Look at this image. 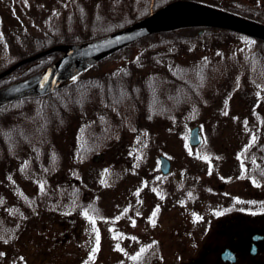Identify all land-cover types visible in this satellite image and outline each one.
Here are the masks:
<instances>
[{"label": "rangeland", "instance_id": "1", "mask_svg": "<svg viewBox=\"0 0 264 264\" xmlns=\"http://www.w3.org/2000/svg\"><path fill=\"white\" fill-rule=\"evenodd\" d=\"M75 1L84 2L89 8L97 6L98 16L113 8L117 13L123 10L119 0ZM197 1L224 9L229 6L241 8L248 4L253 5L251 0ZM74 9L69 0H0V51L6 53L4 47L6 45L8 47V43H14L10 46V54L27 52L28 45L24 44V47L19 43H31L29 40L33 35H43L52 31L62 33L67 26L68 17L75 12ZM192 43L197 45L188 46L189 50L185 52L186 54L180 55L178 61L186 63L189 67L205 63L212 65L214 68L209 71L212 77L202 84L199 83V92L202 93L200 98L191 100L186 97L181 119L176 120L177 125H174L176 122L173 121V125L167 129L165 125L156 122L160 126L158 136L163 152L155 149L156 142L150 140L145 129L141 131L143 133L136 143L149 145V153L144 157L146 161L140 174L134 173L131 169V165L138 160L137 156L135 160L131 156L116 157V167L115 159L110 160L106 153L94 155L83 162L84 167L80 174L95 192L100 187L104 188L102 184H108L101 194L99 218L85 221L72 219L67 205H14V195H19L18 172L22 164L16 161L14 165L7 164L5 167L0 165V168L11 172L10 176L5 174L0 176V197L5 201L4 205H0V264H15L17 256L14 252L17 248L19 252L20 250L25 252L27 259L32 260L33 264H42L41 260H47L45 256H50L49 253L52 260L45 264H114L111 252L112 239L116 240L115 232L119 230L118 227L120 230L130 228L132 232L133 230L136 233L143 232L145 226L141 219L149 218L150 212L155 210L152 205L166 204L164 205L166 209L162 211L160 217L157 216L155 224L153 226L150 222L146 224L144 233L156 237L160 232L159 228L166 229L160 233L163 235L170 233V230L185 232L186 215L180 213L182 209L185 211V208L176 205L180 202L183 205L192 203L196 188H199V201L205 205L210 200L231 203L234 198L233 190L245 193L241 187L249 186L251 183L249 178L242 180L237 176L239 158L236 152L240 148V140L243 139V142L249 137L257 136L258 125L261 128V136L264 137V71L259 70L256 64H248L247 57L249 47L256 46L257 43L224 34L202 38ZM202 43L220 44L214 49L210 46L207 49H200L199 44ZM1 54L0 64L4 61ZM137 117L138 114L135 113L132 117L126 118L130 126ZM195 126L200 128L203 142L198 148H190L189 132ZM18 149L25 156L31 151L30 148ZM213 152L218 155L216 160L218 173L211 178L209 155ZM160 154L170 158L173 164L171 173L163 180H159ZM20 158L22 161L23 157ZM30 162L26 163V169L22 173V186L25 185L24 182L32 184L40 178V171L36 169L35 164L31 167ZM12 174H16L14 177L19 181L14 180ZM155 184L156 189L153 188ZM212 186L217 187L219 191L210 198L206 190ZM151 188L155 190L156 195L152 194ZM150 195L154 196V200ZM129 205H136L137 211L143 210L137 213L139 222L136 225L124 215L125 208ZM180 207L182 209H179ZM22 234L34 235L39 242L36 244L34 239L29 241L30 244L25 243L24 241L29 238L20 237ZM97 234L99 246L98 250L93 252L97 248ZM66 237L68 243L63 247L65 245L63 240ZM33 243L38 246L36 256L39 258L38 262L30 254ZM3 250L6 252H2Z\"/></svg>", "mask_w": 264, "mask_h": 264}, {"label": "trees", "instance_id": "2", "mask_svg": "<svg viewBox=\"0 0 264 264\" xmlns=\"http://www.w3.org/2000/svg\"><path fill=\"white\" fill-rule=\"evenodd\" d=\"M119 1L123 5L121 13L113 8L98 16L97 6L89 8L84 2L69 0L75 12L68 17L62 33L52 31L33 35L29 40L31 43H19L24 47V44L28 45L27 52L16 55L10 54V46L14 43H8V47H4L6 53L0 51L4 56L0 72L25 57L52 47L81 44L108 35L176 0ZM251 3L253 5L241 8L223 5L226 10L264 22V0H251ZM201 30L203 33L199 35ZM218 34L255 40L213 28L160 32L108 56L56 90L27 96L0 107V165H14L16 161L22 164L18 172L20 181L14 177L16 174H12L13 179L20 182L19 195H14V205H67L72 219L85 221L99 218L101 194L108 184H102L104 188L100 187L95 192L80 174L83 162L96 154L106 153L110 160L115 159L116 167V157L131 156L135 160L137 156L138 160L131 165V169L136 174L143 172L149 145L136 144L142 130L146 129L150 140L156 142L155 149L163 152L158 136L160 126L156 121L152 122L155 117L165 116L158 104L163 97L162 91L176 83L180 84L182 98L198 99L202 95L199 83L212 77L209 71L214 66L205 63L189 67L178 61L180 55L186 54L188 46L197 45L193 41L213 38ZM219 44L202 43L199 47L207 49L210 46L214 49ZM62 54L60 51L52 52L19 67L0 79V88L43 71ZM247 57L248 64H256L259 70L264 71V42L249 47ZM135 113L138 117L132 127L127 119ZM19 147L23 150L30 148L31 151L25 156ZM20 156L23 157L22 161ZM28 162L31 167L35 164L41 175L34 183L24 182L22 186V173ZM3 174L10 176L11 172L0 168V176ZM165 178L159 172V180ZM156 186L153 188L156 189ZM151 191L156 195L155 190L151 188ZM150 198L154 200L153 195ZM4 202L0 197V205H4Z\"/></svg>", "mask_w": 264, "mask_h": 264}, {"label": "flooded vegetation", "instance_id": "3", "mask_svg": "<svg viewBox=\"0 0 264 264\" xmlns=\"http://www.w3.org/2000/svg\"><path fill=\"white\" fill-rule=\"evenodd\" d=\"M179 87L180 84H170L168 89L162 91L163 97L158 104L159 109L165 111L162 112L165 116L155 117L152 122L171 127L174 121L176 122L174 125H177L176 120L181 119L186 103V98H182ZM257 130V136L249 137L243 142V139L240 140V148L236 152L239 158L237 176L242 180L249 178L251 183L249 186L241 187L245 193L233 190L234 198L231 203L210 200L205 205L199 201V188H196L194 199L190 203L192 205H183L181 202L176 205L185 208V211L182 207L179 208L182 209L180 213L186 215L185 232L170 230V233L163 235L160 233L166 229L159 228L160 232L156 233V237L144 233L146 224L150 222L153 226L157 216L160 217L162 211L166 209L164 207L166 204L152 205L155 210L150 212L149 218L141 219L145 226L143 232L136 233L134 230L132 232L130 228L120 230L118 227L120 231L115 232L116 240L112 239L111 252L114 264H264V138L261 136L259 125ZM217 156L214 152L209 155L211 178L218 173ZM197 186L199 187L195 185ZM206 191L211 198L219 189L212 186L207 187ZM140 211L143 210L137 211L136 205H129L125 208L124 215L136 225L139 222L136 216ZM20 237L29 238L24 241L28 244L35 239L34 235L28 234H22ZM34 242L37 244L39 239H35ZM63 242L64 247L68 243V237L64 238ZM34 245V243L31 245L30 254L38 262L39 258L36 256L39 250L38 246ZM15 247L17 248V245ZM62 249L64 251V248ZM14 253L17 256L15 264H33L22 250L19 252L17 248ZM48 255L51 256V253ZM50 256H45L47 260H41V263L45 264L52 260ZM132 257L138 258L134 260Z\"/></svg>", "mask_w": 264, "mask_h": 264}, {"label": "water", "instance_id": "4", "mask_svg": "<svg viewBox=\"0 0 264 264\" xmlns=\"http://www.w3.org/2000/svg\"><path fill=\"white\" fill-rule=\"evenodd\" d=\"M191 27L224 29L264 41V24L261 22L196 1L177 0L106 36L81 44L58 45L14 64L0 73V79L47 54L63 52V56L45 70L0 88V107L27 96L56 90L85 69L144 37ZM201 142L199 127L192 128L189 145L198 146ZM159 160L161 172L169 174L172 167L169 158L160 155Z\"/></svg>", "mask_w": 264, "mask_h": 264}, {"label": "snow or ice", "instance_id": "5", "mask_svg": "<svg viewBox=\"0 0 264 264\" xmlns=\"http://www.w3.org/2000/svg\"><path fill=\"white\" fill-rule=\"evenodd\" d=\"M225 114H227V113H225ZM138 194V193H137ZM156 211H158V209L156 210ZM87 215V214H86ZM153 215H155V212L153 213ZM93 223H94V221H93ZM154 223V222H153ZM5 242H7V241H5ZM96 244H97V248L96 249H94L93 250V252H95V251H97L98 250V246H99V235L97 234V237H96ZM141 252H143V249L141 250ZM93 257H90V259H92ZM138 257H132V259H137Z\"/></svg>", "mask_w": 264, "mask_h": 264}]
</instances>
